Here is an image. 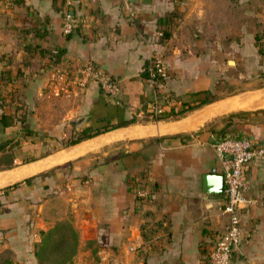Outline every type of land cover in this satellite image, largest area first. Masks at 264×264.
Masks as SVG:
<instances>
[{"label":"crops","instance_id":"0c3cea01","mask_svg":"<svg viewBox=\"0 0 264 264\" xmlns=\"http://www.w3.org/2000/svg\"><path fill=\"white\" fill-rule=\"evenodd\" d=\"M71 7L77 21L64 35L63 0H0V115L12 117L0 122V142H14L11 166L0 168V234L17 242L20 262L37 264L38 236L26 235L32 211V230L68 217L75 258L208 264L227 218L222 191L203 189V174H221L212 142L226 132L264 141V0H71ZM154 54L167 68L155 87L159 118L142 74ZM86 60L118 81L122 104L108 102L95 83L69 96L47 93L54 68ZM246 181L252 201L228 264H264V155L249 163Z\"/></svg>","mask_w":264,"mask_h":264},{"label":"built area","instance_id":"2783aa9c","mask_svg":"<svg viewBox=\"0 0 264 264\" xmlns=\"http://www.w3.org/2000/svg\"><path fill=\"white\" fill-rule=\"evenodd\" d=\"M63 3L61 32L66 35L72 31L77 18L71 7V0H63ZM166 69L165 60L156 54L151 55L143 67L144 78L148 80L154 91L151 100L152 115L163 111V108L157 104L155 87L164 79ZM90 83L98 86L108 102L122 104L118 81L89 60L77 64L66 63L54 68L46 82V87L50 96H69ZM212 148L220 165L221 191L224 198L222 211L227 218L225 228L207 250V262L208 264H228L231 252L241 239L242 212L252 201L245 195L247 167L255 158L264 155V141L257 142L247 135L226 132L212 142ZM137 194L144 195V192L138 190Z\"/></svg>","mask_w":264,"mask_h":264},{"label":"trees","instance_id":"16d2710c","mask_svg":"<svg viewBox=\"0 0 264 264\" xmlns=\"http://www.w3.org/2000/svg\"><path fill=\"white\" fill-rule=\"evenodd\" d=\"M166 35V32H163V37ZM259 51L262 55H264V44L259 47ZM47 52V51H46ZM56 59H54L55 61ZM143 76L145 75L144 70L142 71ZM209 100V96H204L198 99V102L196 104L193 105H189L187 104L184 109H189L194 107L195 105H198L199 103H203ZM183 110V108L181 109V111ZM152 114V112H151ZM162 112H160L157 115H152L155 118H159L161 117ZM232 115V114H229ZM134 120V117H129L127 119H122L119 121H115V122H110V121H106L98 126L92 127V126H86L82 129H80L77 133L74 134V136H72L71 138L68 139L67 142H65L64 144H72L75 143L81 139L90 137L94 134H97L99 132L111 129L113 127L119 126V125H124L127 123H130ZM0 122L3 125H10L12 122V117L8 114L2 113L0 115ZM29 133L28 129H24V134ZM14 142H12L10 139L4 140L0 142V157L5 158L6 161V165L5 166H1V168L3 167H9L11 166V157L12 155H10V152L12 153V148H13ZM36 145H42V143L36 144ZM46 152V151H45ZM28 158H32V156L26 157L25 160H28ZM29 179L26 178L25 180ZM18 183V181L11 183L10 185H6L2 188V190L9 188V187H13ZM66 228V229H64ZM53 232H57V239L54 243H52L50 249L54 250L56 248L59 247V249L61 250V254L58 255V263L60 264H66L67 262H69L72 258H73V254L75 253V249H76V232L73 229V227L70 224V221L65 219H61L58 220L56 222H54V224L49 227L48 229H46L45 231L41 230V242L39 244V246L42 248L43 245L45 244V242L48 240V237L53 233ZM33 255L34 257L39 258L40 256V251L38 250H34L33 251Z\"/></svg>","mask_w":264,"mask_h":264},{"label":"rangeland","instance_id":"374dc122","mask_svg":"<svg viewBox=\"0 0 264 264\" xmlns=\"http://www.w3.org/2000/svg\"><path fill=\"white\" fill-rule=\"evenodd\" d=\"M159 56L161 58H163L160 54H159ZM263 57H264V55H263ZM223 91H225L224 88H223ZM224 117L225 116H221V119L224 120L225 119ZM72 136H74V134H70L69 136L66 137V139H55L53 141H49L43 147L45 148V151L46 150H52V149L56 148L57 146H60V145L64 144L65 142H67L68 139L71 138ZM11 151H13V148H12ZM10 155H12V157H13V152L12 153L10 152ZM27 157H29V156H27ZM6 161L7 160L5 158L0 157V168H1V166H5L7 164ZM11 164H12V161H11ZM31 178H33V176L29 177V179H31ZM19 181H18V183H19ZM18 183L16 184V186L18 185ZM58 205L60 206V208L63 207L61 203H59ZM1 212H2V203L0 202V213ZM33 218H35L34 217V212L30 211V213H28L27 218H26L27 224H28L27 234L26 235L28 237V235L29 234L32 235L31 232H33V235H35L36 237L38 236V239L35 242H33V248H32V251H34V250L40 251L39 258L34 257L36 262H37V264H60V263H58V255L61 254V250L62 249H59V247L54 249V250L50 249L52 243H54L56 241L57 237H58L57 236V232H53L48 237V240L45 242V244L41 248L39 246V244L41 242L40 241L41 240V236H42L40 231L41 230L45 231L48 228H45V229L35 228L34 230H32L33 228L31 226H29V224H30V221H32ZM67 218L68 217H65V218H62V219L65 220ZM59 220H61V219H59ZM56 221H58V219L55 220V222ZM64 229H66V228H64ZM0 233H1V229H0ZM17 248H18V246H17V242L16 241H15V244H10V243H8L6 241V239L4 237V234H0V264H23L16 257V255L18 253L17 252ZM26 250L29 252L31 250V248L29 249V247H28ZM73 260H75V261H73ZM72 263L73 264H101V258H98V257H96L94 255H89V256L83 255L80 258L73 257L66 264H72Z\"/></svg>","mask_w":264,"mask_h":264},{"label":"water","instance_id":"95a60500","mask_svg":"<svg viewBox=\"0 0 264 264\" xmlns=\"http://www.w3.org/2000/svg\"><path fill=\"white\" fill-rule=\"evenodd\" d=\"M14 182H16V181L10 182L6 185H9V184L14 183ZM202 183H203L204 191L219 192L222 190V179H221V175L218 173L208 172V173L203 174Z\"/></svg>","mask_w":264,"mask_h":264}]
</instances>
